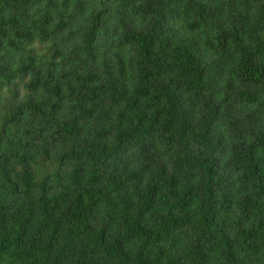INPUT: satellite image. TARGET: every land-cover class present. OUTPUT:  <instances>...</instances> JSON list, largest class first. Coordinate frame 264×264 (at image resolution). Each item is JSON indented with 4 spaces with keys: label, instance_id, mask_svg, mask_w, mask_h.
<instances>
[{
    "label": "trees",
    "instance_id": "1",
    "mask_svg": "<svg viewBox=\"0 0 264 264\" xmlns=\"http://www.w3.org/2000/svg\"><path fill=\"white\" fill-rule=\"evenodd\" d=\"M0 264H264V0H0Z\"/></svg>",
    "mask_w": 264,
    "mask_h": 264
}]
</instances>
